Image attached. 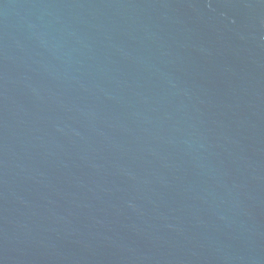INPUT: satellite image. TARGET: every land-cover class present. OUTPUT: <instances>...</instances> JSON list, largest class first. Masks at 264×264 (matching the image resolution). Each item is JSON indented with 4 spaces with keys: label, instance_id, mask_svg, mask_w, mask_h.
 Listing matches in <instances>:
<instances>
[{
    "label": "water",
    "instance_id": "95a60500",
    "mask_svg": "<svg viewBox=\"0 0 264 264\" xmlns=\"http://www.w3.org/2000/svg\"><path fill=\"white\" fill-rule=\"evenodd\" d=\"M0 264H264V0H0Z\"/></svg>",
    "mask_w": 264,
    "mask_h": 264
}]
</instances>
